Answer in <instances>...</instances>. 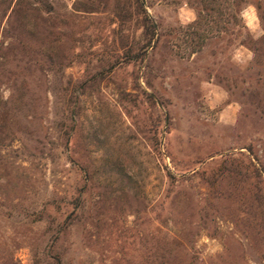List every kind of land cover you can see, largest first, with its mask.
Returning <instances> with one entry per match:
<instances>
[{
  "label": "rangeland",
  "instance_id": "rangeland-1",
  "mask_svg": "<svg viewBox=\"0 0 264 264\" xmlns=\"http://www.w3.org/2000/svg\"><path fill=\"white\" fill-rule=\"evenodd\" d=\"M197 1L126 63L135 0H0V264H264V0Z\"/></svg>",
  "mask_w": 264,
  "mask_h": 264
},
{
  "label": "trees",
  "instance_id": "trees-1",
  "mask_svg": "<svg viewBox=\"0 0 264 264\" xmlns=\"http://www.w3.org/2000/svg\"><path fill=\"white\" fill-rule=\"evenodd\" d=\"M247 2V0H199L197 3H193V6L197 9L198 18L195 22H193L191 25H200L203 26L204 24H209V20L213 19L216 13L219 14L220 20L223 23L222 27L223 29H228L230 25H239L238 17L240 14V7L243 3ZM135 8L138 10L139 8L142 9V2L141 0H135ZM198 5L201 7L199 8ZM257 8L260 10V18L264 22V13L262 10V4L256 3ZM121 19L124 21L126 20V17H128V14H120L119 15ZM138 19L143 26V32L145 37V44L144 46L139 50L140 52L135 55L132 52H134L133 48L129 46L128 44H123V38H121L122 41V47L126 48L125 52L123 53V59L126 63H131L133 61V58L137 59V57L144 58V55L146 54V51L148 47L151 46L155 36H156V24L154 23L153 19L149 15L146 9L143 8V14L139 12L138 10ZM264 24V23H263ZM241 28L247 32V43L250 47V49L254 53V58L256 62H263L264 60V35L258 39L255 40L250 36V33L248 32L247 26L245 24H240ZM264 26V25H263ZM11 264H19L18 261L13 260Z\"/></svg>",
  "mask_w": 264,
  "mask_h": 264
}]
</instances>
